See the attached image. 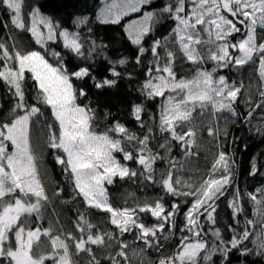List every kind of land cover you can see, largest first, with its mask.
I'll return each instance as SVG.
<instances>
[{"label":"snow or ice","instance_id":"6c2138e0","mask_svg":"<svg viewBox=\"0 0 264 264\" xmlns=\"http://www.w3.org/2000/svg\"><path fill=\"white\" fill-rule=\"evenodd\" d=\"M155 4L156 0H102V7L96 12L99 23L113 26H121L129 14H137V18L122 24L121 38L117 41L122 43L126 39L135 51L133 58L120 53L113 57L108 44H97L91 35L82 37L81 32L54 22L42 12L43 5L30 6L25 12V0H0V10L7 13L11 26L28 32L43 49V52H22L13 44L9 51L8 45L0 42V62H3L0 80L14 101L11 109L14 118L0 123V264H45L49 259L54 264H74L69 242L74 244L77 254H87V264H132L129 250L133 259L140 258V264L145 261L146 264H233L236 253L246 257L253 251L245 244L252 235L258 237L251 240L257 255L264 256V185L254 191L236 187L227 203L235 225L227 226L230 238L226 239L217 227L218 201L226 197L235 176L234 153L225 150L220 142L221 135L229 136L227 127L221 132L209 122L208 135L216 142L211 166L206 175L185 179L186 161L198 156L193 151L198 147V126L193 124L197 108L201 114L210 109L213 121L223 118L227 122L234 118L233 122L238 119L250 125L259 111L258 126L253 127L257 132L264 131V0H164L159 7ZM162 20L173 26L166 35L154 37L152 34ZM88 21L87 16H77L72 25L79 29ZM92 31L88 29L89 34ZM233 37H237L235 42ZM49 42H62L63 49L90 63L75 71L69 69L61 52L49 49ZM146 54L151 59L139 92L147 101L161 98L158 124H149L143 118L147 114L144 104L132 103L130 116L141 129H147L142 136L119 121L98 133L92 124L95 109L89 92L95 95L98 90L115 89L121 79L131 80L132 73L118 69L130 62L144 67ZM98 55H102L101 63L106 65L103 74L94 70ZM178 60L191 64L194 73L178 78L174 70ZM208 63L212 64L210 70L204 67ZM249 64L257 65L254 71L258 73L259 99L245 100L250 107L242 116L237 105L244 85L234 80L229 82L219 70L238 71ZM27 74L33 81L35 104H29L26 97ZM253 103L255 106L251 107ZM38 104L49 107L54 120L47 125L45 145L69 177L72 200L82 198L85 206L84 211L77 210L74 222L78 237L73 232L66 236L53 235L51 224L47 228L40 224L51 201L38 173L39 157L31 146V123L42 115ZM148 118L156 119L150 114ZM157 130L162 142L154 150L150 145ZM236 139L239 138H234L233 143ZM176 148L183 154L181 159L173 155ZM117 154H122L124 162H134L138 167L130 168ZM158 161L168 165L160 172L159 179L155 167ZM249 175L264 176L256 158L251 162ZM116 177L133 181L139 178L141 183L157 185L166 196L177 199L171 202L170 210L164 196L154 202L145 200L142 206L137 203L132 208H116L110 203L105 186L112 185ZM63 191L58 188L54 196L59 197ZM248 204L255 220L245 214ZM181 205L186 210L182 211ZM92 209L110 214L108 223L115 226L118 235L117 231L99 230L88 217ZM139 213H150L156 223L146 225ZM181 213L183 226L179 228V241L165 255L161 238L164 241L172 238ZM241 216L244 226L238 230ZM32 217L35 226H28L27 218ZM249 225H261L260 231L250 232ZM126 233L133 234L135 240H124ZM42 237L50 241L51 253H37ZM135 241L142 242V246L133 247ZM92 246L111 248L115 254L110 251L98 258ZM149 249L160 253L157 260L147 258Z\"/></svg>","mask_w":264,"mask_h":264},{"label":"trees","instance_id":"16d2710c","mask_svg":"<svg viewBox=\"0 0 264 264\" xmlns=\"http://www.w3.org/2000/svg\"><path fill=\"white\" fill-rule=\"evenodd\" d=\"M164 0H156V7H159ZM43 5L42 12L53 18L54 22L60 23L64 27H69L70 31L81 32L82 37H87L91 35L92 39H95L97 44L105 43L109 45L110 54L115 57L117 53L123 54L125 56H131L134 58L135 51L131 49L129 43L126 39L122 43H117L121 38L122 24L127 23L130 19L137 18V14H129L126 17L121 26L104 25L96 20V12L102 7V0H25V9L27 12L30 6ZM87 16L89 18L88 23L81 25V28H76L72 25V21L77 17ZM5 22H8L7 13L0 10V42H5L9 51H12L13 44H15L16 49L25 52L28 50H40L43 52L38 45L34 43L31 35L26 31H20L14 29L10 22H8V27H5ZM173 25L169 21H161V24L157 26V30L152 34L154 37H162L170 31ZM91 28L93 31L91 34L88 33V29ZM43 30V29H42ZM239 34H237L238 36ZM237 37H233V42ZM87 47V45H86ZM49 49H55L61 52L64 60L66 61V67L75 71L79 66H85L87 61H82L73 56V54L67 52L63 49L62 42L52 43L49 42ZM237 54V53H236ZM49 61L53 64L56 61L51 56H46ZM151 59L150 54H146L144 58V67L135 66L134 63L130 62L127 66L121 67L118 70L122 72H130L133 75L131 80L124 78L118 83L115 89L111 90H98L94 95L92 91L89 92V97L92 100V108L95 109L94 119L92 121L93 127L98 133H103L116 121L124 124L129 130L136 132L138 135H143L147 129H141L134 118L130 116V110L132 103H142L145 106L146 113L143 118L149 122V124H158L159 120V108L158 105L161 102V98H157L154 102L145 100L140 92L139 86L146 79V66L148 61ZM102 55H98L94 65V70L104 73L106 65L101 63ZM98 65V67H96ZM3 66V62H0V67ZM204 67L209 70L212 67L211 63L204 65ZM257 67L256 64L245 65L238 71L232 69H221L219 74L226 75L229 78V82L236 81L238 84L243 83L244 89L240 97V103L237 105V111L241 115H245L249 110V105L245 103L249 97L255 102L259 99L258 88V73L254 70ZM178 78L182 76H191L194 73V67L184 62L183 60H178L175 69ZM25 83L26 97L29 104H35L34 99L35 89L33 88V81L31 80L30 74ZM77 87L80 86L78 81H74ZM88 103L87 100L83 101ZM13 99L7 90V86L2 80H0V123L10 122L14 118L11 112L13 107ZM41 108L42 115L35 117L30 126V136H31V146L35 154L39 157L38 160V173L41 181L46 189V193L51 201V204L46 206L44 212V219L40 222L43 228L50 226L53 227V235H64L66 236L68 232H73L77 237L79 234L75 230V220L77 217V210L84 211L85 206L82 203V198H77L72 200V185L69 182V177L63 172L60 165L56 164L53 159V152L45 145V140L47 138V125L54 123L53 117L51 115V109L42 104H38ZM255 103L251 105L254 107ZM198 112V116H195ZM148 114L156 117L155 121L149 120ZM225 116L229 115L227 113L223 114ZM203 117V118H202ZM260 117V112L257 111L254 118L251 121V125L248 123H243L240 120H235L230 118L227 122L223 118H219L213 121L210 109L201 114L199 109H196L193 113V122L198 126L197 132V144L198 147H194L193 151L198 153V156L190 158L185 164V179L191 176L193 179L200 177L203 173L206 175L207 169L211 166V161L214 153L216 152L215 141L212 137L208 135L207 128L209 122L211 121L213 126H218L221 132L225 127L228 128L229 136L224 137L221 135L220 142L223 143L225 150L234 153V182L233 186L230 187L229 192L226 193V197H222L219 201V223L217 227L221 228L222 233L225 238H230V233L227 231V226L229 224L234 225V221L231 217V210L227 207L228 199H231V192L234 191L236 187L240 189L254 191L256 187L264 185V176L256 175L250 176V165L253 158H256L257 167L261 172H264V131L257 132L256 127L258 126V120ZM202 118V119H201ZM201 119V121L199 120ZM58 134V125L55 126ZM185 129H187L185 127ZM251 129V130H249ZM115 135V134H113ZM156 139L152 141L151 147L154 150H158V143L162 142L158 130L155 132ZM234 138L236 139L233 143ZM163 154V153H161ZM173 155L177 159H181L183 154L178 148L173 150ZM117 158L121 160L122 163H127L130 168H137L138 166L134 162H124L122 159V154H117ZM157 169V179L160 178V172L166 170L168 165L164 161H158L156 164ZM108 191L109 201L116 208L123 207H135L137 203L141 206L145 200L149 202H154L156 198L164 196V203L168 210H170V204L174 199L166 196L163 190L157 185L149 183H141L140 179L137 178L133 180H120L118 177L114 178V183L112 185H105ZM58 188H63V192L59 197L54 196V193ZM129 193H134V196H129ZM190 199V198H189ZM68 200L69 203L63 204L61 201ZM182 211L186 210L184 205H181ZM245 214L249 219L255 220L256 217L252 216L251 205L248 204L245 207ZM110 214L100 212L98 210L92 209L88 213L90 221L97 226L101 231H117L115 226L108 223V217ZM142 221L146 225H152L156 223L155 218L151 217L150 213H139ZM241 225L238 226V230L243 229L244 216L240 217ZM183 215L178 214L177 216V227L173 230L174 235L168 241H164L161 238V243L165 245L164 254H170L179 241L181 233L179 228L183 226ZM35 218H27L28 226H35ZM235 226V225H234ZM249 230L252 233H258L260 231L261 225L252 226L249 225ZM118 235V231H117ZM257 235H252L251 239L245 241V244L253 249L251 254L245 256L236 253L234 255L233 264H264V256L257 255L255 246L251 243L252 239H257ZM124 240L132 242L135 237L131 233H126ZM211 239V237H208ZM14 243V240H13ZM70 243V253L72 254V260L74 264H87L88 256L87 254H77L75 252V247L72 242ZM114 243V242H113ZM142 246V242L135 241L133 247ZM96 252L97 257H102L103 255L111 253L114 255L115 252L111 248L101 249L98 246H92ZM118 250V249H117ZM37 253L48 254L51 253V244L47 238H41V245L36 249ZM160 253L154 250H147L146 256L149 259L157 260ZM129 259L132 264H140V258L133 259L131 256V250H129ZM45 264H54V261L49 259L45 261ZM146 264V261H145Z\"/></svg>","mask_w":264,"mask_h":264},{"label":"rangeland","instance_id":"374dc122","mask_svg":"<svg viewBox=\"0 0 264 264\" xmlns=\"http://www.w3.org/2000/svg\"><path fill=\"white\" fill-rule=\"evenodd\" d=\"M238 54V53H237ZM198 109V108H197ZM195 116H198V112H197V114L195 115ZM203 118V117H202ZM201 118V119H202ZM201 119H199L200 121H201ZM193 124H194V122H193ZM185 131L187 130V129H184Z\"/></svg>","mask_w":264,"mask_h":264}]
</instances>
